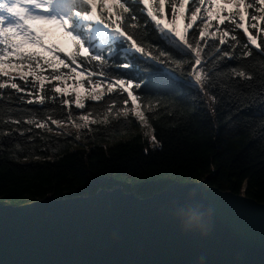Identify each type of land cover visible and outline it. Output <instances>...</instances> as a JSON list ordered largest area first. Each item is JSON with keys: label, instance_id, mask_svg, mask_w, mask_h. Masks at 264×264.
Returning <instances> with one entry per match:
<instances>
[{"label": "trees", "instance_id": "1", "mask_svg": "<svg viewBox=\"0 0 264 264\" xmlns=\"http://www.w3.org/2000/svg\"><path fill=\"white\" fill-rule=\"evenodd\" d=\"M173 2L178 7L180 0H166L163 14L169 24ZM217 3L204 0L203 4H193L189 0L183 17L177 14V27L183 32L192 23L190 10L201 8L188 32H197L203 68L194 65L191 54L171 37L153 28L141 27L136 32L137 42L152 53H170V59L179 63L164 67L149 62L109 35L108 42L101 46L98 39L88 41L77 28L98 52H104L109 43L118 45L117 62L130 65L120 74L147 81L137 103L152 129L151 139L145 133V121L131 110V101L124 103L126 94L115 89L104 91L96 102L82 97L86 107L77 109L76 95L55 91L64 83L63 77L77 72L88 75L95 71L97 75L91 78L102 79L95 62H85L73 72L76 66L60 54L70 67L44 65L47 80L43 88L39 77L28 75L25 84L19 76L0 75V83L15 82L26 89L20 93L10 87L0 89V203L21 204L48 195H91L101 188L117 186L146 197L172 182L204 178L211 185L243 191L264 202V0H244L245 5L252 3L253 7L243 13L238 8H223L227 13L223 23L221 16H208L209 6L216 7ZM53 5L62 8V0H55ZM158 6L156 0L155 8ZM207 22H211L210 27ZM225 30L228 36H224ZM200 31L203 37H199ZM249 35L256 40L255 45L248 41ZM225 51L233 59L224 57ZM193 68H200L207 89L203 96L192 87L188 76ZM54 72L61 79H52ZM38 96L45 98L43 104L36 102ZM28 99L34 102L28 104ZM65 99L67 105L62 103ZM85 115L87 121L81 119ZM54 121L75 122L79 129L56 131Z\"/></svg>", "mask_w": 264, "mask_h": 264}, {"label": "water", "instance_id": "2", "mask_svg": "<svg viewBox=\"0 0 264 264\" xmlns=\"http://www.w3.org/2000/svg\"><path fill=\"white\" fill-rule=\"evenodd\" d=\"M201 214V230L182 227ZM0 264H264V202L204 178L0 203Z\"/></svg>", "mask_w": 264, "mask_h": 264}, {"label": "snow or ice", "instance_id": "3", "mask_svg": "<svg viewBox=\"0 0 264 264\" xmlns=\"http://www.w3.org/2000/svg\"><path fill=\"white\" fill-rule=\"evenodd\" d=\"M54 2L55 0H0V46H2L0 47V75L8 76L9 70H15L19 74V79L27 84L26 77L31 74L38 75L36 70L44 65L54 69L60 66L69 68L70 65L60 54L70 59L72 65L76 66L71 69L73 72L81 68L85 62L89 64L95 62L94 67L101 69L99 77L102 79L89 80V84L95 86L89 92L88 99L93 102L99 101L103 93L96 89L106 82V91L111 93L115 89L121 94H126L124 103L127 104L130 100L134 115L140 121H145L144 113L139 110L140 105L137 100L139 95H143L140 90L145 88L147 81L122 76L121 70L128 69L130 65L126 62H117L119 58L118 45L109 43L104 52H98L83 39L81 33L77 32V25L85 24L89 29L92 27L103 29L110 37H116L123 41L129 50L149 62L164 67L170 63H179V61L170 59V53L160 51L155 54L137 42L136 32L141 27L144 29L153 28L160 34L171 37L172 41L183 51L191 54L194 65L201 68L205 66L201 61L197 32L193 31L190 34L188 32L197 22V14L201 8L196 6L194 10H190L192 23H188L183 32L177 27V14L183 17L185 5L189 3V0H180L178 7L175 2L172 3L171 24L167 23L163 17L166 0H158V8H155L156 0H62L64 10L53 15L52 5ZM192 3L203 4L204 0H192ZM238 5L241 10L253 7L252 3L245 5L244 0H238ZM232 7L231 3L223 6L229 10ZM223 8L220 10L223 11ZM261 11L264 12V8ZM208 16L215 19L211 12L208 13ZM224 19L223 16L220 17L221 23L224 22ZM243 19L244 16L241 15L240 20ZM252 19H256V17L253 16ZM236 26L240 27L239 22H236ZM223 34L224 36L229 35L227 30ZM198 35L203 37L204 32L200 31ZM232 39L235 40L236 37L233 36ZM247 39L253 45L257 43L251 35ZM220 44L224 45L225 40L221 39ZM223 56L233 59L228 51H225ZM10 57H14L15 60ZM78 57L80 63L77 62ZM5 61H8L7 64ZM169 71L174 73L176 69L169 68ZM238 74L243 75V73ZM96 75L95 71L88 73L90 78ZM188 76L192 81V87L200 91L202 96L206 94L207 89L200 75V68H193ZM51 78L61 79L60 75L55 72ZM39 79L40 87L43 88L45 77L40 76ZM6 87L14 89L17 93L26 91L15 82L0 83V89ZM55 91L60 92L61 88L56 87ZM28 95L31 96L32 93L28 92ZM44 99V97L38 96L36 102L43 104ZM33 102V99L27 100L28 104ZM62 103L67 105L69 101L65 99ZM75 107L77 109L86 107L79 91L76 92ZM81 119L87 121L88 116H82ZM54 123H59V121H54ZM192 211L195 213L196 208L193 207ZM202 216L203 214L200 217Z\"/></svg>", "mask_w": 264, "mask_h": 264}, {"label": "rangeland", "instance_id": "4", "mask_svg": "<svg viewBox=\"0 0 264 264\" xmlns=\"http://www.w3.org/2000/svg\"><path fill=\"white\" fill-rule=\"evenodd\" d=\"M218 1L220 2L219 5L217 3L216 7L209 6L208 8V11L214 14L215 16L226 17L227 13H224L220 9L223 8L225 4H230V3L233 4V7L230 10L238 8V10H240V12L243 13V10L239 8L238 0H218ZM61 10L62 11L64 10V6H62ZM61 10H52V14L55 15L57 14L58 11H61ZM207 24L210 27L211 22H207ZM77 28L84 32V35L87 37L88 41H90L91 38H96L98 39V42L101 46H103L105 43L108 42V39H109L108 34L105 33L104 30L99 27H92L89 29L87 25L79 24L77 25ZM10 59H15V58L10 57ZM7 62L8 61H5V64H7ZM46 69H47L46 66H43L42 68L37 69L36 72L38 73V75L31 74V76H33L32 78L43 76L47 80ZM77 73H80V74L78 75ZM77 73L75 75H67L63 77L62 79L64 83L61 84L59 87L61 88L62 91H65L66 93L76 95V92L79 91L81 94V98L88 97L89 92H91L92 88L95 86L94 84H89V80L93 78H90L88 75L82 72H77ZM9 75L19 76L18 72L15 70H9ZM85 79H87L86 82H84ZM106 89H107V83L105 82V83H102L101 87L96 89V91L103 93L104 91H106ZM55 125L57 127L56 131H60L63 129L67 131H76L79 129L78 124L75 122H59V123H55ZM145 133L146 135H148L150 139L152 138V134H151L152 129L150 125L146 122V119H145ZM242 194H244V192Z\"/></svg>", "mask_w": 264, "mask_h": 264}, {"label": "clouds", "instance_id": "5", "mask_svg": "<svg viewBox=\"0 0 264 264\" xmlns=\"http://www.w3.org/2000/svg\"><path fill=\"white\" fill-rule=\"evenodd\" d=\"M203 223V217L188 218L182 221V227L185 230H201L203 228Z\"/></svg>", "mask_w": 264, "mask_h": 264}]
</instances>
